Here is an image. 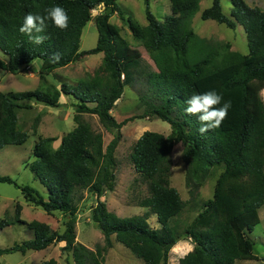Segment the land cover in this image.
<instances>
[{
  "label": "trees",
  "instance_id": "1",
  "mask_svg": "<svg viewBox=\"0 0 264 264\" xmlns=\"http://www.w3.org/2000/svg\"><path fill=\"white\" fill-rule=\"evenodd\" d=\"M116 1L0 0V49L8 57V61L0 59V70L18 74L31 67L30 62L41 60L39 77L45 83L44 89L34 91H0V148L23 145L29 138L18 126L21 102L33 100L58 108L62 94L78 101L74 119L77 127L62 138L60 146L53 147L55 138H41L35 144L34 155L38 159L29 166L48 190L47 198L31 187H21L30 205L49 214L61 212L66 217L65 231L54 232L50 225L36 220L24 222L23 207L18 203L14 219L0 218V231L24 223L35 237L0 249V256L41 251L65 243L63 251L72 252L76 264H105L115 236L144 264H165L173 247L185 238L192 239L195 248L179 264L257 260L247 231L252 232L260 224L259 210L264 205V61H256L264 58V10L249 6L244 0H231L230 16L224 13L222 0H213L201 18L233 30L241 25L248 37V54L232 50L230 43L202 38L196 33L193 18L202 0H169L172 14L164 21L156 18L149 0H145L148 24L140 26L129 20L134 39L141 42L157 68L148 74L152 100H142L147 106L144 117L156 115L171 125L169 136L145 132L132 153L135 169L148 181L150 190L141 205L158 216L162 228L153 229L147 216L119 217L99 201L92 219L105 237V246L91 250L77 243L76 194L89 190L99 198L106 190H114L115 152L122 139L121 129L132 120L117 122L112 115L125 87L134 81L130 70L141 64V58L127 60L129 43L120 28L110 22L115 12L125 19ZM102 5L105 10L95 18L97 45L81 51L83 30L92 20L93 11ZM53 6L67 11V29L61 30L47 20L45 31L40 33L47 39L40 45L19 32L27 14L45 15L44 10ZM56 52L61 59L53 63L51 57ZM98 54L104 55L102 65L94 76L77 86L63 84L58 88L47 79L58 69ZM209 90L223 97L220 106L230 101L231 107L219 128L201 134L197 116L184 112L185 101ZM85 113L97 115L106 129L116 132L106 148L103 136L81 118ZM178 142L185 147L183 157L191 194H199L213 168L223 167L213 198L181 233L170 226L185 208L179 191L170 185L171 154ZM0 182L16 184L7 176H0ZM39 264L57 262L51 259Z\"/></svg>",
  "mask_w": 264,
  "mask_h": 264
},
{
  "label": "rangeland",
  "instance_id": "2",
  "mask_svg": "<svg viewBox=\"0 0 264 264\" xmlns=\"http://www.w3.org/2000/svg\"><path fill=\"white\" fill-rule=\"evenodd\" d=\"M251 7L264 10V0H244ZM119 8L123 12V19L117 12L111 17L110 22L121 30V35L129 43L130 54L127 60L141 58V64L130 70L134 81L132 85L125 87L121 99L116 102L112 115L117 122L126 119L132 120L121 129L122 139L116 149L115 175L116 182L114 190H106L102 197H96L89 190L76 194V206L78 208V220L76 224L77 243L96 250L97 246L104 247L105 237L97 224L92 219V212L99 201L107 204L108 210L119 217L147 216L148 222L153 229H160L162 225L158 216L150 209L144 208L141 202L150 196L148 181L136 171L132 161V153L137 141L147 132H157L165 136L171 134V125L162 121L156 115L144 117L147 106L142 101L152 100L150 94V81L148 74L157 70L156 66L145 51L141 42L136 41L132 35L129 20L133 24L146 26L145 0H117ZM151 12L160 21L172 14L169 0H149ZM213 0H202L200 9L193 18V27L196 33L206 39L222 41L231 44L232 50L243 54L249 53L248 37L245 29L239 25L236 29H230L224 24L213 20H202V12L211 7ZM224 13L231 15L233 8L231 0H222ZM105 10L102 5L93 11V18L84 28L81 39V51H88L96 47L98 42V31L95 18ZM0 59L8 61L7 55L0 49ZM103 54L85 56L79 62L65 68L56 70L47 79L58 88L63 84L77 86L80 82L94 76L96 70L102 65ZM264 61V58L256 61ZM42 66L41 60H36L31 67L23 69L18 74H11L0 70V91L5 93L34 91L38 88L44 89L45 83L39 77ZM264 101V89L261 91ZM146 102V101H145ZM61 107H49L33 100H25L20 104L18 126L27 132L29 138L23 145H9L0 148V176L10 177L16 184L0 182V218H15L16 205H22L21 219L30 223L40 221L50 225L54 232L65 231L66 217L61 212L51 214L45 212L41 207L30 205L26 202L21 187H31L40 195L47 198L48 190L36 178L31 170L30 164L38 158L34 155L35 144L41 138H55L54 148H58L62 138L77 127L75 116L78 101L71 95L62 94L60 98ZM81 118L95 132L100 133L104 139L105 148L115 137V131H110L101 123L97 115L82 114ZM184 144L178 142L174 145L171 161L170 185L176 188L182 200L185 202L183 212L172 219L170 226L176 232H184V229L202 211L204 204L211 200L214 195L216 181L223 171V167L213 168L209 178L205 181L198 195L191 194L187 185V164L184 160ZM20 186V187H19ZM261 222L255 226L252 232L247 231L248 238L253 242L254 254L257 260L242 261L236 264H264V205L259 210ZM34 231L30 230L24 223H16L0 231V249L13 247L26 240L34 239ZM113 248L106 254L105 264H144V261L135 256L126 246L112 237ZM65 243L55 244L41 251L11 252L0 256V264H39L54 259L57 264H76L73 253L64 252ZM195 244L192 239H181L169 253L165 264H179L180 260L193 251Z\"/></svg>",
  "mask_w": 264,
  "mask_h": 264
},
{
  "label": "clouds",
  "instance_id": "3",
  "mask_svg": "<svg viewBox=\"0 0 264 264\" xmlns=\"http://www.w3.org/2000/svg\"><path fill=\"white\" fill-rule=\"evenodd\" d=\"M45 15L29 13L24 17L23 24L19 28V32L26 34L32 43L36 45L43 44L46 36L40 35L47 27L46 21L51 20L55 27L65 30L68 28L69 16L67 11L60 6H53L44 10ZM61 59V54L56 52L52 55L53 63H58ZM30 63H34L30 62ZM122 79L123 74H122ZM52 80V76H49ZM223 97L215 90H209L202 94H193L185 103V114L195 115L201 124L198 131L203 134L211 129L219 128L222 122L227 118L228 111L231 107L230 101L221 102Z\"/></svg>",
  "mask_w": 264,
  "mask_h": 264
}]
</instances>
